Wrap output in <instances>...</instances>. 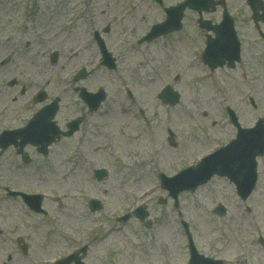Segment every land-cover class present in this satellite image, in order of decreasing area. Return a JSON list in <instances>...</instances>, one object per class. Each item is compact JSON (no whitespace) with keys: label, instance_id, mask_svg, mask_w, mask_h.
I'll return each mask as SVG.
<instances>
[{"label":"rangeland","instance_id":"obj_1","mask_svg":"<svg viewBox=\"0 0 264 264\" xmlns=\"http://www.w3.org/2000/svg\"><path fill=\"white\" fill-rule=\"evenodd\" d=\"M180 1L0 0V59L9 57L0 67V131L22 125L38 108L30 98L37 89L48 98L62 97L61 121L78 107L85 110L76 87L107 92L99 112L84 111L79 132L54 142L47 156L28 146V163L12 147L0 156V264H52L82 246L84 264H184L181 221H190L200 253L224 264H263L264 244L255 236L257 227L264 235V156L248 213L223 179L181 193L176 208L157 187L156 172L172 175L234 138L227 107L242 127L264 119V39L245 0H225L241 41L242 58L234 68L210 71L202 64L200 50L211 33L199 28L191 10L184 12L180 31L138 44L151 25L164 20L163 8ZM220 17V7L202 13L214 23ZM94 32L116 60L113 71L100 65L95 41H89ZM53 52L57 58L51 62ZM81 67L88 76L73 83L70 77ZM165 85L180 96L174 106L156 96ZM127 89L134 92L131 103L124 98ZM139 108L150 126L135 118ZM90 168H105L108 176L95 181ZM152 184L156 189L148 192ZM6 189L44 194L46 214L27 216ZM90 199L101 202L99 210H89ZM140 203L149 227L133 216L117 221ZM217 203L226 208L223 216L214 213Z\"/></svg>","mask_w":264,"mask_h":264},{"label":"water","instance_id":"obj_2","mask_svg":"<svg viewBox=\"0 0 264 264\" xmlns=\"http://www.w3.org/2000/svg\"><path fill=\"white\" fill-rule=\"evenodd\" d=\"M156 1L160 2L161 0ZM203 1L204 2H202V0H187L176 7L166 9V20L161 24L153 26L144 40H151L161 34L180 29V20L185 6H189L198 11H207L209 7L214 9V1ZM249 4L254 11V19L262 18L264 20V12L260 16L256 14V9L261 7L260 2L258 0H249ZM200 23L201 26L205 27L207 30H212L215 34V38H209L207 40V49L203 55L204 62L208 64L211 69L216 66H222L224 63H227L228 67H234V62L239 61V42L234 33L233 21L226 10H223V20L219 25H211L208 21H200ZM99 45L103 54V63L108 67H114L110 54L105 52L101 42ZM82 75L83 74H81V76ZM167 92H171L168 87L163 90L160 97L170 104L176 103L178 101V95L175 93L168 94ZM83 93L85 92H82V97L87 103L92 101V108H95L100 99L104 97L102 92L95 95H84ZM44 112L47 113L43 108L23 129L4 132V134L0 136V147L5 148L8 143H15L16 139L20 138L21 143L17 144L20 146L19 152H21L22 146L28 141L33 145L40 144L38 151L45 153L46 146L52 138L44 142V120L50 118L49 115H47L44 119ZM40 118L43 119L41 120ZM232 120L236 125L235 118H232ZM238 131L236 140L232 141L225 148L204 158L196 167L188 168L171 179L165 178L164 188L168 189L170 195L176 198L179 192L183 190H194L196 186L204 183L213 174H218L228 177L237 184L239 189L241 188V190L245 192L244 195L248 194L255 181V157L261 155L264 149V123L259 121L254 129H238ZM55 134L56 132L51 135L53 136ZM22 197L31 206H37L40 201V197ZM34 200L36 201L32 203ZM138 211L139 210H137V212ZM137 216L143 217L142 214H137ZM193 254L195 256L191 264H216V262L212 260H207L202 256H198L195 252ZM71 259L74 260L76 264H82L76 257ZM65 262L60 261L56 264H64Z\"/></svg>","mask_w":264,"mask_h":264}]
</instances>
